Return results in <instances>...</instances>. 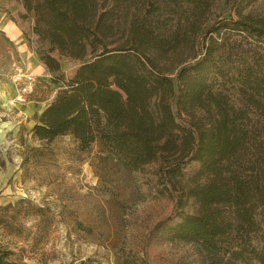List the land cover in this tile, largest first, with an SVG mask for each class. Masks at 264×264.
I'll return each mask as SVG.
<instances>
[{"label": "trees", "instance_id": "trees-1", "mask_svg": "<svg viewBox=\"0 0 264 264\" xmlns=\"http://www.w3.org/2000/svg\"><path fill=\"white\" fill-rule=\"evenodd\" d=\"M216 1L227 13L209 22ZM262 1L18 0L53 81L60 61L80 62L33 137L98 143L130 172L153 167L149 194L174 201L153 239L264 264ZM0 264L23 263L0 251Z\"/></svg>", "mask_w": 264, "mask_h": 264}, {"label": "rangeland", "instance_id": "rangeland-1", "mask_svg": "<svg viewBox=\"0 0 264 264\" xmlns=\"http://www.w3.org/2000/svg\"><path fill=\"white\" fill-rule=\"evenodd\" d=\"M20 6L0 0L5 26L20 31L17 39L8 30L5 39L0 36V251L23 264H230L197 245L151 237L174 209L173 198L153 197L145 187L153 167L130 172L98 143L82 149L71 136L51 142L33 137L40 114L63 87L59 83L72 79L80 62L60 61L58 83L44 65L35 71L31 62L39 60L43 45ZM253 12L262 14L264 1ZM226 13L216 1L208 21ZM16 67L35 81L13 83ZM220 209L232 220L229 208Z\"/></svg>", "mask_w": 264, "mask_h": 264}, {"label": "crops", "instance_id": "crops-1", "mask_svg": "<svg viewBox=\"0 0 264 264\" xmlns=\"http://www.w3.org/2000/svg\"><path fill=\"white\" fill-rule=\"evenodd\" d=\"M21 9H22V7H21ZM23 14L24 13H22L21 15H23ZM6 30L10 31L9 33L11 34V36L16 38V39L20 35V31L16 25L12 24V26H8V25L5 26V20H4V17L2 16V17H0V36L3 37L4 39H5V35H6ZM9 41H12V40L10 39ZM38 62H39V60L36 62L35 59L31 62L32 66L34 67V70L37 72H39L41 69L43 70V64L41 62H39L40 63V65H39ZM1 92H2V90H0V94H1ZM0 98H2V97H0Z\"/></svg>", "mask_w": 264, "mask_h": 264}, {"label": "built area", "instance_id": "built-area-1", "mask_svg": "<svg viewBox=\"0 0 264 264\" xmlns=\"http://www.w3.org/2000/svg\"><path fill=\"white\" fill-rule=\"evenodd\" d=\"M34 81L35 77L31 73L26 72L21 67H16L14 69L13 83L29 86ZM16 102H21V97H17Z\"/></svg>", "mask_w": 264, "mask_h": 264}]
</instances>
